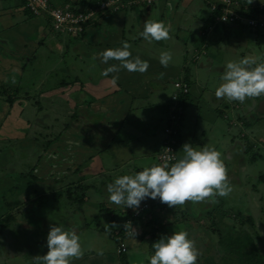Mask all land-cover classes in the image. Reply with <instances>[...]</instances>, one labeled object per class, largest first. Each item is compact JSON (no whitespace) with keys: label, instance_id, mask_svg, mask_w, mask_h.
<instances>
[{"label":"crops","instance_id":"0c3cea01","mask_svg":"<svg viewBox=\"0 0 264 264\" xmlns=\"http://www.w3.org/2000/svg\"><path fill=\"white\" fill-rule=\"evenodd\" d=\"M66 1L48 0V3L53 7L62 6ZM96 1L70 2L88 6ZM233 1L241 16L264 18V0H252L250 4L248 0ZM208 3L209 0H153L148 6L130 11L105 13L95 18L82 35L64 41L65 55L71 51L70 65H63L60 70H56V66L51 74L50 70L47 72L50 76L59 74V79L54 75L49 87L43 80L35 85L29 82L30 93L38 90V101L47 103L45 107L51 111H44L48 113V124L41 126L40 118L37 120L39 128L46 131L44 137L49 138L40 140L34 132L37 126L31 121L38 102L29 100L27 90L21 91L19 79L23 70L20 68L42 61L45 57L40 54L44 51L41 47H46L47 38L55 39V34L47 15L30 16L24 8V0H0V88L6 86L4 90L12 92L10 103L0 96V261L8 263L16 257L23 261L28 255L30 262L37 264L33 258L47 253V234L55 224L75 230L80 237L83 254L73 259L72 264H85L84 256L93 254L97 255V264H129V244L135 253L136 247L147 237L169 236L186 224L189 238L199 250L196 264H210L208 256L214 255L216 260L224 257L221 246L211 251L201 247L191 235L197 234L195 228L202 231L198 222L204 220L214 223L210 231L214 229L217 240L226 230L235 232L234 228H242L248 216L244 218L235 213L243 219L235 226L226 224L224 218L228 211L234 212V206L246 207L243 200H251L248 206L260 209L252 188L243 186L249 174L255 180L260 178L253 169L255 161L249 158L250 163L246 164L245 144L238 147L230 141L228 145L223 138L227 125H239L237 112L250 120L263 118L256 109L264 97L248 98L244 103L229 102L226 98L218 99L215 90L222 83L221 76L228 61L255 58L256 52L264 58V28L250 30L242 22H218L215 20L218 14L209 10ZM152 8L157 16L154 20L163 21L169 27V40L149 41L140 35L145 21L152 20ZM190 33L195 40H189ZM121 41L131 44L132 57L139 56L149 63L143 74L121 68L107 77L102 75L104 69L119 62L111 60L104 64L99 53L121 47ZM228 47L235 49L228 52ZM248 47L257 49L251 51ZM163 51L172 54L166 68L160 63ZM189 67L204 70L205 81L196 78L191 82ZM113 76L118 77L115 85L111 82ZM174 82L188 87L187 94L179 97L183 112L175 129L176 159L183 155L185 143L197 149L205 145L215 149L218 146L216 150L226 165L232 191L226 196L228 202L223 203L222 197L216 196L214 201H189L176 207H169L159 198H146L143 201L151 203L148 220L129 218L124 206L108 200L107 186H91V183L99 180L108 185L119 176L159 163L157 156L165 140V129L162 134L163 127L159 128V124L162 122L164 126L165 115H168L170 96L175 92ZM257 98L260 99L257 101ZM142 110L159 113L146 121L137 114ZM227 110L232 112L231 120ZM234 110L237 112L233 113ZM57 123L59 125L54 127ZM8 170L11 177L6 176ZM154 218L156 224L152 222ZM95 219L102 223L107 237L116 242V254H108L104 244L100 248L94 246V239H101L97 226L87 235L81 233L82 229H88L87 221ZM113 222L117 227H110ZM129 222L138 233L133 238L124 227ZM120 242L124 244V252L119 250ZM220 262L217 260L216 264ZM225 263L228 264L227 260Z\"/></svg>","mask_w":264,"mask_h":264},{"label":"clouds","instance_id":"9594fccd","mask_svg":"<svg viewBox=\"0 0 264 264\" xmlns=\"http://www.w3.org/2000/svg\"><path fill=\"white\" fill-rule=\"evenodd\" d=\"M252 3V0H248ZM140 35L149 41H166L170 29L159 20H146ZM121 47L108 48L99 53L102 63L118 61L103 70L102 75L117 73L121 68L129 72L143 74L149 63L139 56L132 57L131 44L121 41ZM172 60L169 51L160 54V63L168 67ZM163 75V74H161ZM117 76L112 77L116 84ZM222 83L215 90L218 99L244 103L248 98L264 95V58L245 57L239 61H228L221 76ZM15 83V80L12 81ZM183 155L174 162L156 163L142 171L119 176L107 185L108 200L115 204L137 210L146 198L157 199L169 207L183 206L185 202H205L215 200L216 196L226 197L232 187L227 176V168L221 154L210 146L199 149L189 143L182 145ZM109 228V226L107 225ZM111 228L117 227L113 222ZM133 238L137 231L131 223L124 226ZM154 254L149 264H196L199 250L194 240L185 230L172 235L161 236L152 244ZM47 253L33 259L39 264H72L73 259L81 258L83 250L80 237L75 230H66L62 225H51L47 234Z\"/></svg>","mask_w":264,"mask_h":264},{"label":"rangeland","instance_id":"374dc122","mask_svg":"<svg viewBox=\"0 0 264 264\" xmlns=\"http://www.w3.org/2000/svg\"><path fill=\"white\" fill-rule=\"evenodd\" d=\"M78 5H80L82 7H86V6L81 5V3ZM205 13H207V11H205ZM207 14L204 17V20L207 18ZM150 16H152V20L156 19V17H157V16H155V12H154L153 8L151 10ZM54 36H55V39H53V40H49L47 38V41L45 43L46 47H44V49L41 47V50H44V51H42V53H40V54L42 55V57H45L42 59V61H40V62L33 61V62H31V64H25L24 66H22L23 68H20L23 70L20 73V79H19V81L21 83V86H20L21 91L27 90V93H30V90H28V88L30 87L29 82L33 83L35 85L40 80L44 81V85H45V83H47L45 86L49 87L50 84L53 83L52 81H54V78H55L54 75H56L57 79H59V74L52 73V76H50L47 72L50 70L49 72L51 74V70L56 66H58L56 68V70L57 69L60 70V68H62L63 65H66L67 67H68V65H70L71 51L68 50V52L65 55L66 48H64L65 47L64 41L68 40L69 37L63 36L60 34H58V35L55 34ZM125 36H127V35H125ZM190 38L195 40L192 33H190L189 40H190ZM56 42H58L59 46H56ZM248 48L251 51H256V49H257L255 47H253V48L248 47ZM234 49H235L234 47H228L227 48L228 52H232ZM192 55H193V53L191 54V56ZM255 56L259 57L260 53L256 52ZM62 59H63V61H62ZM189 72H190L189 80H191V82H192V79H196V78L199 81H203V82L205 81V80H203V78H206V73L204 72V70H202L198 67H196L195 69H193L192 67H189ZM37 92H38V90H35V91L31 92L28 96L30 98V99L28 98L30 101L33 100L34 102H38L37 109L33 110L34 111L33 115L35 118H33L31 121H33L32 124L34 126H37L35 131H34L37 133V135H36L37 138H39L40 140H49V138L44 137V135H47L46 131L43 130L44 128H42V127L39 128L40 125L37 124V120L39 118L40 119L38 120V122L40 124H42L41 126H44V124H48V121H47L48 117L46 116L48 113L44 112V111H45V109H47V111H49L48 108L45 107L47 105V103H43V101H38ZM34 94H35V96H34ZM262 97H264V96L263 95L260 96V98H262ZM260 98H257L256 100L258 101V99H260ZM29 104H31V103H29ZM49 112H51V111H49ZM234 112H237V111L234 110L233 113ZM158 113H159L158 111H157V113L152 112L151 114H149L148 111H143V110L137 111L138 116L143 117V119H145L146 121L149 118V116L158 115ZM231 113L232 112H229V110H227V115L229 117V120H231V118H230ZM243 113H245V112H243ZM237 114L239 115L238 116L239 117V125H237V124H235L233 126L227 125V130H226L227 132L225 133L226 135H224L223 139H224V141L226 140L228 145H229L230 141L233 144L236 143L238 145V147H241L245 144L248 151L245 154L244 153H242V154H244V156L246 157V164L249 165V163H250L249 158H251L253 161H255L253 169L256 170V172L254 171L256 176H259L260 178L258 180H255L251 176V174H249V175H247L248 176L247 179L249 181L244 180L243 186L247 185V186H249L248 188H252L251 189L252 193H254L256 195V198L259 199L260 209L255 210L252 207L248 206L250 204L251 200L247 201V202L244 200L243 201L241 200L242 203L244 205H247L248 207L246 206V207L242 208L239 206H234L233 207L234 212L228 211V213L226 214V218H224V220H225L224 222H226V224H233L232 226H235L240 221L243 222V219L236 216L237 213H239L240 215L242 214L244 216V218L246 216H248V218H250L248 220L252 221V224H250L249 226L252 225L253 228H251V227L249 228L248 225H244V223H243L242 228H239V229L234 228L236 230L235 234L239 235L238 232L240 233L241 231H244V232L250 234L251 241L258 248H260L258 251L260 252V257L264 260V117L260 118V119H258V118L254 119L253 118V120L252 119L250 120L247 115H244V114L242 115V113H239V112H237ZM24 115H27V112H25ZM43 115H45L46 117H43ZM232 117H234V115ZM57 125H59V124L58 123L55 124L54 127H56ZM162 125H163V123L160 122L159 128L163 127L162 128V134H163V130L165 128H167V129L174 128L172 121L168 120L167 115H165L164 126H162ZM221 126H223V130H224L223 123L221 124ZM213 129L214 128L212 127L211 130L213 131ZM5 134L10 136L8 133H5ZM214 139L217 140L218 136H216V137L214 136ZM216 149H218V146H216ZM240 153L241 152H238V154H240ZM10 173L8 170V174L6 176L9 175V177H11ZM91 186H107V185L101 184V181H99V180L98 181L94 180V182L91 183ZM236 193H237V191H235V195H237ZM222 202L223 203L228 202L227 197H222ZM223 205L225 206V204H223ZM232 215L234 216V218ZM181 216H184V215H181ZM99 218L100 217H98L97 220H99ZM97 220L95 219L92 222L87 221L86 224L88 226V229H82L81 233L83 232L82 234L87 235L89 232L93 231L92 229L95 226H97L99 229L98 231H99V236L101 237V239H99V240L94 239V242H95L94 246L96 248H100V245L104 244V246L105 245L107 246L108 254L114 255L115 248H116V242L113 239H110L107 237V235L105 234V230L103 228H101L102 223L98 222ZM198 223L200 224V226H202V228H201L202 231H200V230L197 231V229L195 228L197 234H192L191 236H195V240L197 241L198 244L201 245V247H207V248L211 249V251L215 252L216 250L219 249L220 245L217 244V237H216V233L214 232V229H212L213 232L210 231L211 230L210 227L214 226V223L209 222V220H204L203 223H201V222H198ZM189 228L191 230H193L191 224H190ZM224 228H227V227H224ZM218 229L222 230V228H218ZM180 230L187 231L188 230V224L183 225V227ZM226 233H228V236H231V234H232V232L226 230L221 235H226ZM158 239H159V235H157L153 239L151 237H147V239H145L144 242H140V245L136 247L135 253H134V248L129 244L127 258L129 256H131V258H129L128 263L129 264H149V258L151 257V255H153L152 250H154L152 248V244L155 243ZM85 241L86 240H84V243H85ZM137 250H140L141 252H143V254H140L139 251H137ZM153 253H154V251H153ZM30 255H32V254H30ZM217 257H218V255H217ZM96 258H97L96 254L84 256V259L86 260L85 264H90V263L91 264H97L98 259H96ZM256 258H258V257L255 256L254 259H256ZM0 264H33V263L30 262L28 255H25L23 257V261H21L20 259H18L16 257L13 259V261L11 259L8 260V263L0 261ZM40 264H43V263L41 262Z\"/></svg>","mask_w":264,"mask_h":264},{"label":"built area","instance_id":"2783aa9c","mask_svg":"<svg viewBox=\"0 0 264 264\" xmlns=\"http://www.w3.org/2000/svg\"><path fill=\"white\" fill-rule=\"evenodd\" d=\"M69 2L61 7L50 6L48 0H24V8L29 11L34 17H39L46 14L50 23V27L54 34H60L73 38L82 35L86 28L89 27L95 18L105 12L113 13L118 10L128 8L133 4H140L141 6H148L153 0H101L95 5H88L82 7L76 3ZM209 10L218 12L215 20L221 23L242 22L250 30L263 29L264 18H245L241 16L238 11V5L233 0H209ZM173 86L175 92L170 96V107L168 111V120L172 121L174 128H165V140L162 144V149L157 156L159 163L174 162L176 159V139L175 127L178 126L181 114L183 112L179 105V97L185 96L188 92V87L184 83L174 82ZM151 203L142 201L137 210L125 207L129 218L147 221ZM128 234V231H126ZM119 250L125 251L124 244L119 243Z\"/></svg>","mask_w":264,"mask_h":264},{"label":"trees","instance_id":"16d2710c","mask_svg":"<svg viewBox=\"0 0 264 264\" xmlns=\"http://www.w3.org/2000/svg\"><path fill=\"white\" fill-rule=\"evenodd\" d=\"M100 1L101 0H98L96 2H100ZM68 2L69 1L67 0L64 4H66ZM96 2H93L91 5H95ZM139 6L141 7L140 4H133V5H130L128 8L122 9V11H124V10L130 11V10H133L134 8H138ZM58 7H61V6H58ZM118 11H120V10H118ZM27 12L29 13L30 16H33L29 11H27ZM105 13H109V12H105ZM215 14H218V12L216 11ZM101 15H103V14H100V16ZM234 23L238 24L239 22H234ZM5 88H6V86L5 87L2 86L0 88V96L4 97V99L9 101V103H10L12 101V92L4 90ZM179 99L181 100V98H179ZM179 104H180V102H179ZM175 138H176V136H175ZM248 219H250V218H248ZM247 220H245L243 222L244 225L249 226L250 224H252L251 221H249V220L247 221ZM152 222H154L156 224V218H154L152 220ZM250 227L252 228V225L249 226V228ZM230 232H232L231 236H228V233H226V235H221L217 240L218 245H220L222 247V250L224 251V257H223L224 260L222 257L217 258V260L221 261L220 262L221 264H223V262L225 263V260H227L228 264H233V263L234 264H262V263H264V260L260 257V252L258 251L260 248H258L251 241L250 234H248L244 231H241L240 233L238 232L239 235L235 234L234 231H230ZM217 235H220V234H217ZM255 256H257L258 258L254 259ZM217 260H216V257L214 255L210 256V257L208 256V259H207L208 263H210V264H216ZM225 264H227V263H225Z\"/></svg>","mask_w":264,"mask_h":264},{"label":"water","instance_id":"95a60500","mask_svg":"<svg viewBox=\"0 0 264 264\" xmlns=\"http://www.w3.org/2000/svg\"><path fill=\"white\" fill-rule=\"evenodd\" d=\"M256 112L259 116H264V99L258 103Z\"/></svg>","mask_w":264,"mask_h":264}]
</instances>
